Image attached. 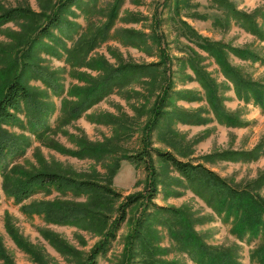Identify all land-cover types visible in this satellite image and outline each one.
I'll use <instances>...</instances> for the list:
<instances>
[{"label": "rangeland", "instance_id": "374dc122", "mask_svg": "<svg viewBox=\"0 0 264 264\" xmlns=\"http://www.w3.org/2000/svg\"><path fill=\"white\" fill-rule=\"evenodd\" d=\"M61 1L0 0V15L30 12L0 27V97L16 77L32 93L17 123L3 126L21 153L0 156V264L87 260L125 198L145 192V167L128 156L142 151L146 127L164 97L165 115L148 136L150 147L200 163L232 188L264 200V108L242 99L235 84L239 77L264 88V0H79L60 11L64 22L51 29V37L39 36ZM222 2L229 7L221 8ZM212 49L225 54L238 76L225 74ZM238 49L262 61L241 58ZM118 70L121 77L105 84ZM96 88L103 98L75 113ZM41 118L44 123L36 127ZM153 161L159 174L154 204L181 211L188 225L173 226L175 234L160 224L163 215L151 220L154 231H141L128 263V236L142 213L135 205L98 264H199V244L228 252L239 264H258L251 254L264 245V233L240 237L238 219L220 211L210 190L192 187L155 155ZM4 171L9 187L50 171L96 179L122 197L104 211L109 219L59 224L48 220L43 207L90 206L93 197L52 190L18 203L4 187ZM150 236L152 254L141 242Z\"/></svg>", "mask_w": 264, "mask_h": 264}, {"label": "trees", "instance_id": "16d2710c", "mask_svg": "<svg viewBox=\"0 0 264 264\" xmlns=\"http://www.w3.org/2000/svg\"><path fill=\"white\" fill-rule=\"evenodd\" d=\"M78 1L79 0H62L56 7L55 12L48 16L45 24L39 28V36L51 37V29L60 27L64 22L61 12L65 11L72 5L77 4ZM220 7L228 8V2H222ZM29 13L30 12L25 9H14L2 13L0 15V27L7 23L24 19L28 17L27 15ZM256 33L258 34L259 32ZM208 46L206 45L205 47ZM210 52L221 65L225 74L228 73L229 75L238 76V73L229 65L224 56L225 54L221 50L215 52L212 49ZM236 54L241 58H252L254 60L262 61L259 56L250 53L249 51L247 52V50L238 49ZM194 70L196 73L198 72L200 78L203 79L204 74L196 68H194ZM120 73L121 70L113 73V77L109 78L108 82L105 84L120 78ZM39 79L46 83L50 82L47 75L44 74H40ZM235 84L242 99L247 102L253 101L256 105L264 108V88L262 86L258 84H249V82L245 80H239V77H237ZM49 87L56 93V88L52 84H49ZM102 95V91L98 88H96L95 91H91L88 95L89 97L81 102L75 108L74 112L80 113L81 111H85L94 103L100 101L103 98ZM31 98L32 93L30 89L19 77H16L7 85L5 92L0 97V156L17 157L20 155L21 152L17 143L12 139L3 126L17 123V113L20 111L21 104L31 101ZM165 103V97L159 99L154 110L153 118L146 127L147 133L146 138L143 140L142 151L138 154L128 156L129 161H132L136 165H144L145 167L147 173V186L145 192L133 194L125 198L123 204L118 208L117 218L112 223L110 230L94 247L83 264H98L97 259L108 254L113 243L117 239L118 231L127 220L128 210L135 205H140L142 207V213L141 216L137 218L134 227L135 231L133 230L128 236V245L126 248V260L128 263L132 254L137 252L133 250V246L136 238L141 236V231L145 230L150 233L149 235L154 231L151 220L155 221L158 219V216L163 215L161 219L163 222L160 224L168 225L167 227L169 229L171 228V233L175 234H177L178 231L174 230L172 228L173 226L188 225V220L181 211L167 207H160L154 204V200L158 197L156 183L159 177L153 164L154 155L160 161L171 165L172 168H174L175 171L192 187L199 186L206 190H210V199L219 200L220 211L225 210L228 214L233 215L238 219L236 231L240 237L249 235L252 238H256L259 234L264 233V200L260 196L251 194L248 191H239L232 188L215 172L209 170L200 163L182 161L169 151L163 152L150 147L148 136L151 135L158 122L165 115ZM32 118L34 119V117ZM34 122L36 123V127H39L38 125L44 123L42 118L39 121ZM36 127L35 130H38ZM31 128H34V126H31ZM3 176L5 183L4 187L6 188L7 193L13 196L18 203H21L37 193H49L52 190L74 192L78 195L93 197L90 206L60 207L58 209L51 207L52 205L43 207L41 212L45 213L48 220L59 224H78L85 220H92L103 216L108 217L109 219V216H107L104 211L112 204V202L122 197L120 193L112 189L111 185L101 183L96 179H79L56 172L41 171L30 174L25 179L16 182L17 185L9 187V173L4 171ZM151 240L152 236L145 237L141 241L144 248H146L150 254L154 251L152 248L148 247ZM194 240H191L190 242H194ZM199 245H194L197 250H195L197 253L194 252V254H196V258L198 257L197 262L199 264H239L235 257L228 252L220 254L217 252L206 251L203 246ZM251 259L258 264H264V245L256 248V250L252 252Z\"/></svg>", "mask_w": 264, "mask_h": 264}]
</instances>
